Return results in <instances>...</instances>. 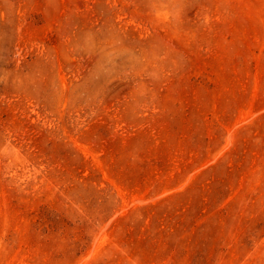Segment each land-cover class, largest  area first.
Here are the masks:
<instances>
[{
  "label": "rangeland",
  "instance_id": "1",
  "mask_svg": "<svg viewBox=\"0 0 264 264\" xmlns=\"http://www.w3.org/2000/svg\"><path fill=\"white\" fill-rule=\"evenodd\" d=\"M0 264H264V0H0Z\"/></svg>",
  "mask_w": 264,
  "mask_h": 264
}]
</instances>
